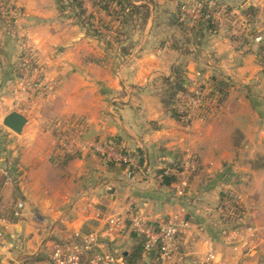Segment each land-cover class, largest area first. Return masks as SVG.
<instances>
[{
    "label": "crops",
    "instance_id": "obj_1",
    "mask_svg": "<svg viewBox=\"0 0 264 264\" xmlns=\"http://www.w3.org/2000/svg\"><path fill=\"white\" fill-rule=\"evenodd\" d=\"M57 3L15 0L22 11L16 25L42 66L43 82L53 85V91L42 98H25L13 109L10 96L4 99L9 108L0 105L1 122L13 111L27 120L21 134L4 128L0 264L44 262L57 245L82 248L89 234H95L97 244L83 251L82 264L102 252L121 257L123 264V257L139 238L128 225L109 231L106 223L110 216L129 209L155 223L175 214L183 216L187 227L179 235L170 264H192L209 248L221 252L217 245L222 231L219 187L222 178L231 173L225 163L241 155L248 161L251 178L249 192L240 196L242 223L246 222L241 232L257 253L244 257L233 252V264H264V185H258L259 176L264 175V118L249 101L254 89H261L264 95V61L259 51L228 39L221 26L215 34L206 35L197 49L190 48L195 56L190 54L184 60L190 93L193 85L213 77H224L231 87L218 116L177 122L164 113L156 89L181 56L172 49V42L156 40L158 33L151 19L144 36L133 39L131 54L121 57L111 55L103 42L86 36L59 13ZM245 5L256 7L255 0H247ZM258 81L261 84L255 86ZM75 121L83 125L80 138L69 127ZM63 138L67 139V152L61 149ZM109 138L117 139L130 153L140 154L142 166L134 179L109 166L95 151ZM189 154L197 159L199 169L189 177L184 196L178 197L175 184H162V173L179 178ZM257 156L263 165L256 164ZM18 202L24 204V210L15 217ZM220 254L225 264L224 254Z\"/></svg>",
    "mask_w": 264,
    "mask_h": 264
},
{
    "label": "rangeland",
    "instance_id": "obj_2",
    "mask_svg": "<svg viewBox=\"0 0 264 264\" xmlns=\"http://www.w3.org/2000/svg\"><path fill=\"white\" fill-rule=\"evenodd\" d=\"M83 3V8L86 11V15L92 14L95 9L93 8V1L94 0H81ZM159 1H163V3H159ZM165 0H156V4L154 6V12L151 16V22L154 25V31L156 34L154 37H156V40L163 44L166 41L172 42L170 45H173L174 43L178 42L182 48L189 47V49L193 48V39L191 42L186 45L185 38L181 37V33L178 32L175 29H167L165 27V24L167 23V20H169L170 16H175L177 14L178 8L182 6H196V3L199 2V0H168V2H164ZM209 7L211 9L219 8L215 14L217 17V22L222 27L223 35L226 36L228 39L233 38L236 43L242 44L243 40L246 39V44L252 46L254 48L255 52L259 51L260 56L262 57L264 61V50L261 49V47L264 46V0H255L256 4V13L254 16L246 15L244 16L243 12L247 11V8L252 5H245V1L247 0H208ZM12 2L15 5L16 10H8L6 11V7H2V2L0 1V12L1 14H4L5 20L8 21V24L1 25L0 26V105L2 108H9L6 107L4 104L5 97L10 96V108H15L16 105L22 104V102L25 100V98H36V97H45V95L39 94L37 91H34L32 88L27 89V85L31 84L34 81H37L39 79L43 80V76L38 75L35 73L34 75H31V70L27 69L26 67H23V62L29 61L32 62L33 66L37 67L39 70L42 69V66L37 62L36 54L35 52L30 49L31 47L27 46V37L25 35H22L21 31L18 29V25H16V21L20 18V15L22 11L20 10V7H17L15 4V0H12ZM58 4V3H57ZM64 6H68V3L65 1ZM181 7V8H182ZM8 12V14H5ZM182 12V11H181ZM60 13V12H59ZM78 11L74 9L73 12L69 11L68 8H66V11L62 14L65 17H68L71 19V21L78 25L80 29H83L86 36L92 37L91 32L89 31V28L83 27L80 25V19L75 17V14H77ZM214 13V12H213ZM61 14V13H60ZM100 14H96L94 16V19L91 20V24L93 26L98 27L97 18H99ZM250 17V18H249ZM86 18V16H85ZM184 18V17H183ZM149 19V20H150ZM83 22L85 19H82ZM184 22L187 25L188 28L191 26H195L196 23H194L189 18L185 17ZM102 31V30H101ZM144 31L141 32H129L128 38L130 41L133 42V39L138 37L141 39L144 36ZM103 32V31H102ZM233 32V33H232ZM232 34V35H231ZM242 34V35H241ZM259 38V41H256L255 39ZM96 39V38H95ZM98 41H101L97 38ZM103 42V41H101ZM118 48L113 47L109 51L110 54L113 55L114 53L118 54ZM115 54V55H116ZM195 56L194 51L191 54ZM191 55H187L185 57H180V60H185L188 57L190 58ZM39 72V71H38ZM42 73V72H41ZM262 73V72H260ZM264 73V72H263ZM218 80H221L226 84V92L227 96L229 94V89L231 87V82L225 79L224 77H216ZM198 85L195 86H201L200 83H196ZM261 84V81L255 85L259 86ZM205 85H208V82H205ZM212 86V85H211ZM26 87V88H25ZM25 88V89H23ZM209 88L206 90L208 92ZM53 91V90H52ZM51 94V93H50ZM221 96V95H220ZM184 99L181 101L184 105L188 104V113L192 115L191 119L186 118L184 122H191L195 118L200 117H212V116H218L221 112V109L224 106V103H219L217 99L219 98L217 96V99L215 100H205V102H202L201 106L195 109H192L190 100L183 96ZM251 98L249 101L251 102V105L255 104L256 108L259 111L260 117L264 118V95H262L261 89H254V91L251 92ZM227 98V97H226ZM226 99L224 100V102ZM12 104V105H11ZM187 105V106H188ZM18 107V106H17ZM20 107V106H19ZM191 110V111H190ZM2 113H0V155L1 152L5 150V143L7 140V134L4 131V127L1 118ZM264 140V139H263ZM235 145H237V142H235ZM264 150V146L262 148ZM192 157L193 154H189ZM242 157L240 159H231L230 161H227L224 165L225 169H230V174H227L222 178V181L220 184L221 188V205L218 209V222H220V228L222 231L221 238H219L217 241V245H219L218 249L224 254L223 260H225V264H233V240H226V238L233 233V231H241L242 228L246 226L242 223L243 217H244V209L241 201L240 196L247 195V192H249L251 178H249V174L247 173V159H245V156L241 155ZM195 161L197 159L194 157ZM254 161L258 165H263L262 160L260 158L255 157ZM238 163V164H236ZM198 164V162H197ZM238 165V166H237ZM199 167V166H198ZM199 168H197L198 170ZM223 169V170H225ZM197 170L191 174H189V177H193ZM225 172V171H224ZM225 174V173H224ZM188 177V180H189ZM180 178V176H179ZM258 185L263 186L264 185V175L259 176ZM189 188V187H188ZM233 200H237L241 206V214L237 217H235L233 214H231L229 211L224 209V204L229 202H233ZM261 235V234H260ZM219 252V253H221ZM177 253V250H176ZM173 256L174 257L176 256ZM239 253V252H236ZM241 256H243L241 254ZM184 262V260H182ZM138 264H156L155 261L147 258H142ZM190 264V262H189ZM193 264V263H192Z\"/></svg>",
    "mask_w": 264,
    "mask_h": 264
},
{
    "label": "trees",
    "instance_id": "obj_3",
    "mask_svg": "<svg viewBox=\"0 0 264 264\" xmlns=\"http://www.w3.org/2000/svg\"><path fill=\"white\" fill-rule=\"evenodd\" d=\"M0 1L2 2V7H6V11L9 9L16 10L12 0ZM65 1L68 3V6H64L63 3ZM209 2L208 0H199V2L196 3V6L199 7L203 16L199 21H193L196 23L195 26H191L190 28L187 27L184 22L186 16L182 14L181 6L180 9L178 8L175 16H170L165 27L180 32L181 37L185 38L184 44L186 45L193 39V47L197 49L206 35L215 34L220 28L219 23L212 18V13L219 11V8L211 9L209 7ZM155 5H157L155 0H94L93 8L95 11L92 14L86 15L81 0H58V9L61 14L66 11V8L71 12L76 9L78 13L75 14V17L80 19V25L83 27L87 26L92 36L103 41L107 49H112L114 46L117 47L118 54L121 57L130 55L134 48L133 42L128 38V33L141 32L145 29L154 12ZM256 10L254 6H249L247 11L243 12V14L244 16H254ZM5 14H8V12ZM96 14H100L99 18L96 19L99 25L98 27L91 24V20L94 19ZM83 18L85 19L84 22L82 20ZM5 24H8V21L5 20L4 14L0 12V26ZM231 40L233 41L234 39L231 38ZM245 41L246 39L243 40L242 44L246 43ZM178 44L179 43L176 42L171 47L174 51L179 53L182 58L191 54L189 47L183 49V46ZM261 49L264 50V46L261 47ZM226 87V84L218 80V78H210L208 85L202 84L200 86V90L203 91L202 102H205L207 99L215 100L218 96L219 98L217 101L221 104L224 103L227 97ZM208 88L209 90L206 92ZM156 95L167 116L177 122L185 121L189 105H184L181 102V97L186 96L190 101L192 98V94L188 91V70L185 61L179 60L171 67L170 75L161 79L160 85L156 89ZM253 108H256L255 104H253ZM107 142L120 146L119 141L115 138H109ZM129 155L136 161L135 166L132 168L133 173H136L138 168L142 166V158L140 154L136 153H129ZM66 156L74 157L75 155ZM108 165L111 167H118L122 171L124 169L123 166H116L111 162H108ZM178 179L179 178L175 175L162 173V184L165 186L176 184ZM137 237L139 238V243L133 248L129 255L123 257V264H138L144 257L145 240L141 236ZM145 256L155 261L156 264H159L156 256Z\"/></svg>",
    "mask_w": 264,
    "mask_h": 264
},
{
    "label": "built area",
    "instance_id": "obj_4",
    "mask_svg": "<svg viewBox=\"0 0 264 264\" xmlns=\"http://www.w3.org/2000/svg\"><path fill=\"white\" fill-rule=\"evenodd\" d=\"M181 11L184 16L192 21H199L203 16L197 6H183ZM215 14L218 13H212V18L217 21ZM255 40L259 41L260 39L256 38ZM22 65L31 70V75L37 73L42 76V71L37 68L38 66H33L32 62L30 63L29 61L24 60ZM29 87L45 96L49 95L53 90V85L46 84L41 79L27 85V89ZM191 94L192 98L190 104L192 109L200 107L203 97V91L200 90V86H195ZM191 112L187 114L186 118L191 119ZM69 127L75 138L81 137L83 133V125L80 122H71ZM66 140L67 139L64 140V138L61 139L60 145L61 149L67 152L68 144ZM95 151L108 162H111L116 166H123V172L126 177L128 179H134L136 174L133 173L132 168L135 166L136 161L129 155L130 152L123 146H116L107 142L98 145L95 148ZM197 168L198 164L194 157L191 155L186 156L180 178L174 186L175 194L178 197H182L186 193L189 187L188 175L195 172ZM224 209L229 211L235 217L241 214V206L237 200H233L231 203H225ZM23 210L24 204L22 202L16 203L14 207V216L20 217ZM106 225L108 226L109 231H113L117 228H125L128 225L131 232L144 238V254L156 256L159 264L171 263L178 247L179 235L187 227L185 219L183 216H180V214L172 215L167 221L155 223L150 221L149 218L142 213L132 209L127 210L124 214L110 216L107 219ZM3 238V225L2 220L0 219V244L3 241ZM226 240H233V252H239L244 257H253L257 253V248L249 244L247 237L241 231H233ZM82 244V248L76 246L61 247L57 245L46 261L35 264H82L83 251L92 250L97 244V237L95 234H89L83 239ZM120 263L121 257L112 252L94 253L88 261V264ZM193 264H223L222 256L216 250L209 248L205 255L201 259L195 260Z\"/></svg>",
    "mask_w": 264,
    "mask_h": 264
},
{
    "label": "water",
    "instance_id": "obj_5",
    "mask_svg": "<svg viewBox=\"0 0 264 264\" xmlns=\"http://www.w3.org/2000/svg\"><path fill=\"white\" fill-rule=\"evenodd\" d=\"M26 122V118L15 111L7 114L2 120L3 126L16 134H21Z\"/></svg>",
    "mask_w": 264,
    "mask_h": 264
}]
</instances>
